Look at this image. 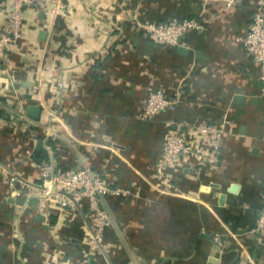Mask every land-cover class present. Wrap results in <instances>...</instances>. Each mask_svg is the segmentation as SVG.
I'll use <instances>...</instances> for the list:
<instances>
[{
	"label": "crops",
	"instance_id": "crops-1",
	"mask_svg": "<svg viewBox=\"0 0 264 264\" xmlns=\"http://www.w3.org/2000/svg\"><path fill=\"white\" fill-rule=\"evenodd\" d=\"M0 0V37L11 19ZM255 0H59L24 8L23 32L0 61L3 102L15 91L31 117L52 123L14 131L0 108V264H264V80L238 34ZM196 17L178 45L141 23ZM17 79V86L12 87ZM6 87V89H5ZM180 102L153 121L138 116L153 89ZM48 112H54V119ZM223 128L219 150L201 169L157 171L170 121ZM211 152L207 138L184 129ZM88 164L128 195L110 196L114 222L91 251L87 206L71 209L44 194L45 163ZM191 167V168H189ZM24 181L9 182L12 173ZM167 178V179H166ZM220 237V241L216 237Z\"/></svg>",
	"mask_w": 264,
	"mask_h": 264
},
{
	"label": "built area",
	"instance_id": "built-area-1",
	"mask_svg": "<svg viewBox=\"0 0 264 264\" xmlns=\"http://www.w3.org/2000/svg\"><path fill=\"white\" fill-rule=\"evenodd\" d=\"M21 1L23 7H18L12 17V23L7 28L6 36L0 40V60L5 57V49L12 43H15L18 37L22 35L21 27L24 19V8L34 4L52 3L55 7L52 12L55 13L56 5L59 0H17ZM12 26V27H11ZM139 28L150 37L168 45H178L181 37L190 29L201 27V23L196 17H187L182 19H173L166 23H140ZM244 47L246 53L257 62L260 67L261 76L264 80V0H255L252 19L248 30L236 37ZM6 93L0 91V97H5ZM180 100L177 97H170L165 90L153 89L149 96L144 99L139 109L138 116L147 121L155 120L160 113L168 109H174L178 106ZM3 105H6L3 102ZM18 103L16 109L15 123L17 127L24 131V136H31L34 131L42 128L43 142L45 147L53 153V140L57 135L55 126L50 123L31 117L27 105L16 98ZM54 119V112H48ZM184 129H190L197 138L205 137L211 145V152H208L204 146L197 145L187 140L184 135ZM165 143L162 155L157 164L158 173L165 177V169L169 166H188L201 169L212 162V153L219 150L222 140L223 128L206 121H181L168 123ZM191 168V167H189ZM17 179V180H15ZM167 179V178H166ZM16 181H24L18 173L9 180L11 185ZM44 194L63 206L69 208L81 209L87 206L88 213L93 217V224L87 235V243L91 251L100 250L104 245L105 231L114 222L113 215L106 207V199L110 196L128 195L129 191L115 186L111 181L104 178L100 173L92 169L88 164L68 170H60L56 165L54 158L45 163L43 171ZM259 225L264 224V207L259 216ZM216 239L220 241V237Z\"/></svg>",
	"mask_w": 264,
	"mask_h": 264
},
{
	"label": "rangeland",
	"instance_id": "rangeland-1",
	"mask_svg": "<svg viewBox=\"0 0 264 264\" xmlns=\"http://www.w3.org/2000/svg\"><path fill=\"white\" fill-rule=\"evenodd\" d=\"M10 7H12V10H11V19H10V23H9V26H8V28L10 27V25H11V23H12V17H13V15H14V13L16 12V10H18L19 8L18 7H23L20 3H21V1H17V0H10ZM14 25V23H12V26ZM11 26V27H12ZM23 32V26L21 27V33ZM4 36H6L5 34L3 35V36H1L0 37V40H2L3 39V37ZM21 39V36L20 37H18V39L16 40V42L15 43H17L19 40ZM10 49V47L8 46L6 49H5V57H7V54H8V50ZM0 61H3V62H5L6 60H5V58L3 59V60H0ZM17 79L15 78V81H13V83H12V87L14 88V87H16L17 86ZM1 89L2 88H0V91H1ZM5 89H6V87H5ZM15 93L16 94H14L13 96H11V103L10 104H8L9 106H6V105H3V103H2V97H0V108H2V107H7V108H10L11 110H12V108L14 107L15 109H16V107H17V105H18V103H16V98L17 99H19L20 98V94L21 93H19L18 91H15ZM11 106H13V107H11ZM14 114H16V113H14ZM17 115V114H16ZM15 119H16V117H15ZM16 130H18L17 129V125H16V123H15V126H14V131H16ZM57 165V164H56ZM79 166V165H78ZM14 175H16V172H14V173H12V177L10 178V180H12V178L14 177ZM15 180H17V179H15ZM262 211V210H261ZM260 214H261V212L259 213V216H260Z\"/></svg>",
	"mask_w": 264,
	"mask_h": 264
},
{
	"label": "water",
	"instance_id": "water-1",
	"mask_svg": "<svg viewBox=\"0 0 264 264\" xmlns=\"http://www.w3.org/2000/svg\"><path fill=\"white\" fill-rule=\"evenodd\" d=\"M38 112V109H33V111L31 112V111H29V114L31 115H33V116H38L36 113ZM42 145H44V142L43 141H40V143H39V145H38V150L40 149V148H42Z\"/></svg>",
	"mask_w": 264,
	"mask_h": 264
}]
</instances>
